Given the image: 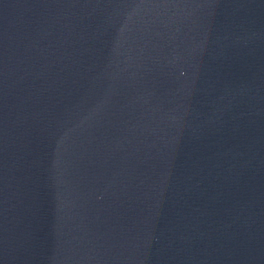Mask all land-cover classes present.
Instances as JSON below:
<instances>
[{
	"label": "water",
	"instance_id": "obj_1",
	"mask_svg": "<svg viewBox=\"0 0 264 264\" xmlns=\"http://www.w3.org/2000/svg\"><path fill=\"white\" fill-rule=\"evenodd\" d=\"M0 264H264V0H0Z\"/></svg>",
	"mask_w": 264,
	"mask_h": 264
}]
</instances>
